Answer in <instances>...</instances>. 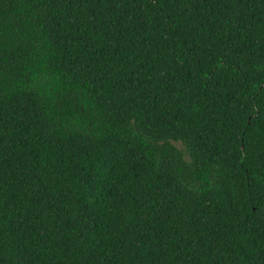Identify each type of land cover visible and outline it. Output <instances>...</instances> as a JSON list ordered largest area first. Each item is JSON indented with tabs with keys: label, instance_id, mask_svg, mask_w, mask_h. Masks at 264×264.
<instances>
[{
	"label": "trees",
	"instance_id": "16d2710c",
	"mask_svg": "<svg viewBox=\"0 0 264 264\" xmlns=\"http://www.w3.org/2000/svg\"><path fill=\"white\" fill-rule=\"evenodd\" d=\"M0 264H264V0H0Z\"/></svg>",
	"mask_w": 264,
	"mask_h": 264
}]
</instances>
